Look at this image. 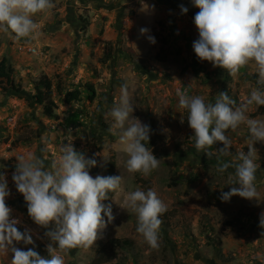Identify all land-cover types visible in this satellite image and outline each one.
<instances>
[{
  "label": "rangeland",
  "instance_id": "374dc122",
  "mask_svg": "<svg viewBox=\"0 0 264 264\" xmlns=\"http://www.w3.org/2000/svg\"><path fill=\"white\" fill-rule=\"evenodd\" d=\"M52 3L53 8L32 17L38 30L31 36L14 39L0 33V61L8 60L20 86V91L0 90V173L10 190L6 205L12 209L11 217L19 221L21 232L30 231L34 241L16 246L33 248L46 258L50 240L45 232L55 227L38 226L20 208L22 194L12 180L17 157L33 153L47 157L45 163L50 165L60 148L72 143L86 159L97 161L89 169L93 178L107 176L110 149L114 150L115 176H122V182L104 201L111 204L114 219L91 247L61 253L65 264H92L97 249L111 238L130 239L133 245L118 248L116 256L104 264H264V227L260 225L264 142L254 145L258 198L233 196L222 201L221 192L233 187L229 173L234 168L218 173L217 165L239 163L238 152L248 150L249 130L241 124L235 131H227L232 141L228 155L217 152L220 144L197 151L187 111L180 108L177 94L199 95L206 103H214L219 92H227L238 106L258 87L254 63L241 68L236 76L208 61L195 66L192 45L199 34L194 16L199 9L192 0ZM180 5L188 8L186 14ZM141 28L149 32L142 35ZM148 35L155 37V44ZM43 76L52 83L54 117L33 103L35 84ZM123 84H127L134 106L132 115L150 126L148 146L160 159L159 168L148 176L127 171L128 156L119 143L122 130L115 129L113 134L114 120L105 115L118 103ZM89 86L93 92L88 91ZM76 89L82 92L80 100L67 103L64 94ZM247 115L264 120V106H252ZM209 151L214 155L207 156ZM137 188L156 190L167 205L160 216L156 249L137 233V214L124 203L127 193ZM11 259V253L0 256V264H10Z\"/></svg>",
  "mask_w": 264,
  "mask_h": 264
},
{
  "label": "clouds",
  "instance_id": "9594fccd",
  "mask_svg": "<svg viewBox=\"0 0 264 264\" xmlns=\"http://www.w3.org/2000/svg\"><path fill=\"white\" fill-rule=\"evenodd\" d=\"M192 3L199 9L194 16L199 38L192 45L198 60L223 68L231 76L254 63L258 87L238 106L227 92H219L214 103H206L202 96L178 91L179 106L187 111V123L197 151L220 144L222 147L217 152L228 155L232 141L227 131H235L241 124L247 126L248 150L238 152L239 163L217 165L218 173L234 168V172L229 173L233 187L221 192L220 199L227 202L239 196L256 200L259 165L254 145L264 142V120L250 118L247 113L254 105L264 106V0H192ZM53 7L52 0H0V33L14 39L29 37L38 30L32 17ZM180 8L182 13L188 12L184 5ZM148 32L147 28L140 29L142 35ZM147 39L156 43L154 36L148 35ZM120 93L118 103L105 115L114 120L113 134L115 129L122 130L119 143L128 156L127 171L148 176L160 165V159L148 146L150 126L132 115L134 106L127 84L121 85ZM206 155L211 157L214 153L209 151ZM46 159L33 153L18 156L12 180L27 202L28 214L35 224L43 228L50 224L55 226L45 232L50 240L49 258L42 257L33 248L24 250L16 246L19 243L30 245L34 241L30 231L21 232L17 228L19 221L11 217L12 209L6 205L10 190L5 175L0 173V256L11 253L10 264H65L61 253L91 247L107 223L114 219L111 204L104 201L109 199L110 192L120 187L122 176L93 178L89 169L95 167L97 161L86 159L72 143L63 145L50 165H46ZM124 203L137 214V233L151 248H158L160 216L167 211V205L157 191L137 188L127 193ZM260 225L264 227V213Z\"/></svg>",
  "mask_w": 264,
  "mask_h": 264
},
{
  "label": "trees",
  "instance_id": "16d2710c",
  "mask_svg": "<svg viewBox=\"0 0 264 264\" xmlns=\"http://www.w3.org/2000/svg\"><path fill=\"white\" fill-rule=\"evenodd\" d=\"M194 59L195 66H197L201 61L198 60L196 55ZM0 90L5 92L20 91V86H17L13 76V70L8 64V60L6 58H3L0 61ZM88 91L93 92V87L89 86ZM81 94L82 92L79 89L69 91L64 94L65 101L67 103H71L80 100ZM32 99L34 104L42 106L45 115L49 117L55 116V104L53 99L52 83L47 78V76H43L39 81L36 82L35 92L32 96ZM220 147H222V145H220ZM194 151L195 150H191V153H194ZM110 153L111 156L108 162L107 176H115L117 163L114 157V150L110 149ZM108 195L112 196L113 192H110ZM19 206L22 210L27 211V202L25 201L23 195L19 196ZM132 245L133 241L130 239L111 238L97 249L95 257L92 260V264H104L106 262H109L116 256L118 248L130 247ZM46 258H49L48 253Z\"/></svg>",
  "mask_w": 264,
  "mask_h": 264
}]
</instances>
